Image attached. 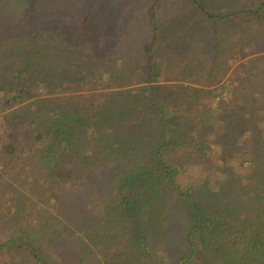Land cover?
Wrapping results in <instances>:
<instances>
[{"label":"trees","instance_id":"16d2710c","mask_svg":"<svg viewBox=\"0 0 264 264\" xmlns=\"http://www.w3.org/2000/svg\"><path fill=\"white\" fill-rule=\"evenodd\" d=\"M99 1L0 0V167L54 205L0 213V264H264L257 77L227 78L264 52V0ZM169 69L191 80L165 96Z\"/></svg>","mask_w":264,"mask_h":264},{"label":"rangeland","instance_id":"374dc122","mask_svg":"<svg viewBox=\"0 0 264 264\" xmlns=\"http://www.w3.org/2000/svg\"><path fill=\"white\" fill-rule=\"evenodd\" d=\"M104 1L105 0H100L96 4L94 2H91L90 6H94L96 8L95 11L100 20L104 18V16L106 15L105 22H110L113 16L111 15L109 16V14L107 16V13L113 12V10L118 8V6H112L110 8L108 2H104ZM136 5H137V2L133 0V2L131 3V6L135 7ZM85 8H88V7L85 6ZM64 33L65 32L60 31L57 33L56 36L55 35L54 36L59 37V39L66 38L69 41H72L71 39L72 37L70 36L71 34L69 36H64L63 35ZM123 39H125V37H123ZM135 44L136 46L140 47V41H138ZM133 46L135 45L127 44V47L126 45H116L115 46L116 52L119 53L121 56L132 57V59H130L131 60L130 69L132 71L135 70L136 63L138 62V60H135L132 54L129 52V48H133ZM96 51L97 52L95 56L97 57L98 62H102L104 59L108 58L106 56H103L107 52L105 47L102 48L101 50H96ZM251 58H254V59L257 58V60H256V63L251 62L250 66L248 67L249 69L248 70L246 69L244 71V73L247 76L241 77V79L238 80L237 79L239 78L238 74L232 73L234 68H236L234 67L228 71L227 78H230V80L233 82V85L235 87L240 86L242 84L243 88H247L250 90L252 89L251 86H253L252 83H254L253 78L251 76L255 77L254 73H256L257 82L255 81L256 84L254 88L256 89L255 93H257L258 95L254 94V90H250L249 91L250 93L244 92L243 90H239V91H236V93H237V98L239 102L238 106H241L240 109L242 110L248 109L247 108L248 105L247 106L245 105V100H246L247 104H250V103L253 104L258 112L256 113V115L255 114L252 115L250 112L248 113L247 111L248 114L246 113L241 114V117H239V119H241L243 123H247L246 124L247 126H248V122H246L247 120L251 121V119H255L261 122L262 126L264 127V93H263L264 92V52L260 54H256L255 56ZM108 66L111 67L112 69H116V67H114L113 64L109 63ZM239 69H240L239 72H242L241 68ZM169 74H170V69H169ZM184 78L186 80H184ZM189 80H191L189 75L184 74L183 79H181V78L175 77V75L171 73L169 75V81L167 83L161 84V85H165L168 87L165 90H163L164 95L167 96L168 93H172L173 89H170V88L173 86V84H183L185 86H188L190 83ZM180 81L181 83H179ZM239 88L241 89V87ZM195 92L198 93L197 91ZM219 126L220 125L217 124V127ZM247 129H248L247 127H245V129L243 130L239 129L237 130L238 133H236L235 135H239V133L242 135L249 134V131ZM254 132L257 134L259 133L258 130H254ZM263 136H264V132H263ZM236 149L240 150L242 148L238 147ZM3 163L6 164V160H4ZM36 171H37L36 175H38L39 177V175L41 174L39 168ZM20 173H21V170L16 169L15 166H9L4 170L0 167V213H3V214L4 213H11V214L16 213L18 214L19 217L25 218V220H30L32 218L38 219L40 215H44V214L49 215L48 213H52L54 209L53 203H49L48 197L47 199H43L42 196L37 195V192H39L37 190L39 188L37 184L38 181L33 182V184L25 188L22 186L23 185L22 181L26 179V176L21 177Z\"/></svg>","mask_w":264,"mask_h":264}]
</instances>
